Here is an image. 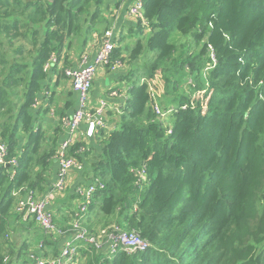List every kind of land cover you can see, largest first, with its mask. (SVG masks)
<instances>
[{
    "label": "trees",
    "instance_id": "trees-1",
    "mask_svg": "<svg viewBox=\"0 0 264 264\" xmlns=\"http://www.w3.org/2000/svg\"><path fill=\"white\" fill-rule=\"evenodd\" d=\"M104 4L0 0V142L5 161H17L13 176L0 166V264L19 252L9 230L10 219L21 218L12 213L16 200L45 192L58 152L60 129L49 137L33 128L43 66L54 54L64 75L70 51L109 29ZM144 19L135 25L134 49L120 37L112 54L122 65L143 52L151 57L129 70L114 127L97 132L101 151L86 174L104 188L81 228L107 229L116 219L118 232L108 234L136 236L146 248L78 243L71 264H264V0H144ZM25 55L29 61H21ZM182 83L189 95L164 128L155 107L168 111ZM66 212L58 229L72 231L65 223L76 212Z\"/></svg>",
    "mask_w": 264,
    "mask_h": 264
},
{
    "label": "crops",
    "instance_id": "crops-1",
    "mask_svg": "<svg viewBox=\"0 0 264 264\" xmlns=\"http://www.w3.org/2000/svg\"><path fill=\"white\" fill-rule=\"evenodd\" d=\"M132 2L133 0H128L125 3H122L119 0H105V4L103 5V10H105L103 15L111 21L109 28L112 29L114 33L116 43L120 37H124V42L126 43V39H131V37H129L131 31L133 30L134 32L136 30V22L128 15V7L129 4H132ZM126 31L127 35L124 36ZM100 38H102V34L95 33L93 34L91 40L88 39L86 48L84 47L82 51L79 48H75L74 53H72L73 51H70L72 57L69 59V65L66 68L77 67L82 56L81 54L84 51L88 50L91 54L90 56L93 57L97 47V42ZM121 65L122 64L118 60L114 61L111 59V62L107 66L98 71L91 91L90 106L92 108L96 107L100 100H106L109 105V111H107L108 115L105 121L107 129H112L114 127L113 121L119 118L120 115L118 113L121 110L127 96L126 91L128 90L129 83L127 82L126 76L129 72V67L127 68V63L122 66ZM132 67L133 66H131L130 69ZM60 68L61 66L55 68V65L52 64L49 71L46 72L47 78L42 82V91L37 97V106L34 109L35 121L33 122V128H35V130L40 127L41 130L46 132V135L49 137L52 136V132L56 128L60 129L61 136H59V143L66 135V126H64V121L70 118L76 107L75 95L71 91L68 80L63 73L60 72ZM169 122L170 119H164L162 125L164 126V124H169ZM86 131L87 125L82 124L74 135L73 142L70 147L71 149L75 143H82L83 146H81V148H83V150L81 152L78 150L73 151V153H71L70 150L68 151L69 156L75 159L81 166L80 170L72 169L70 171L67 177L65 190L61 193H57L49 203V209L54 213V223H56L55 226L57 228H60L56 222L59 220V213L60 216H68V212L66 211H69V209L70 211L74 209L75 212H77L83 201L82 197H79L78 191L88 190V187L91 184V181L87 179L88 174L86 173L90 172L92 169L91 163L94 162L93 152L101 151V146L99 144L101 138H99L97 134L94 137L89 138L86 136ZM20 139L25 140L24 142H26L25 137L22 135H20ZM56 173L57 163L56 160L53 159L51 163L50 177L47 179L46 190L42 194H37V196L46 194L51 190L55 181ZM57 209L61 212L58 213L56 211ZM12 213L15 214L14 211ZM14 217L15 216L10 219V224L13 229L20 230L17 235L22 238V241L18 246V254L14 257L12 263L10 264H23L29 259L30 254L39 253L40 244L44 247V257L49 258L50 261L56 259L59 260L57 262H50L49 264H71L72 261L78 257V249L75 250V255L72 261H70L68 257H64V254L62 253L66 249L64 247V239L45 236L38 225L35 224L32 217ZM65 221H69L68 217ZM71 223L72 219L69 223H65V226H70ZM23 233L24 235L21 236ZM66 238L70 242L69 238ZM45 243H48L47 247ZM55 246H57L59 251L56 257L52 254ZM78 246L81 247L83 245L78 244ZM45 253H48V255L46 256Z\"/></svg>",
    "mask_w": 264,
    "mask_h": 264
},
{
    "label": "built area",
    "instance_id": "built-area-1",
    "mask_svg": "<svg viewBox=\"0 0 264 264\" xmlns=\"http://www.w3.org/2000/svg\"><path fill=\"white\" fill-rule=\"evenodd\" d=\"M122 3L128 0H119ZM128 15L137 23L141 21L145 24L144 19V0H133L132 4H129ZM116 48V40L112 29H107L102 38L98 40L97 47L95 49L93 57L90 52L85 51L77 67L66 68L64 70V76L69 82L72 93L75 95L76 107L74 112L64 121L66 126V135L59 143L58 152L55 156L57 163V173L55 181L51 190L37 196L36 194L28 191L25 192L20 198L16 200L13 207V211L20 216H30L34 220L35 224L42 230L45 236L50 238H63L64 247L66 248L62 253L64 257H68L70 261L73 260L75 250L79 248L78 243H84L93 245L97 248H102L106 243L111 249H115L117 245H122L125 250L134 252L142 251L146 247L140 240L133 235H127L124 233L119 234H107V240L103 241L98 239V236L87 233L81 225L85 221L89 206L92 203L93 196L99 189H103L104 186L99 184L98 181L91 182L86 191H78L79 197H82V203L76 212V218L72 220V231H61L54 224V213L49 209V203L52 198L57 194L65 190L67 177L72 169L80 170L79 163L68 156V151L72 145L73 137L82 124L87 125L86 136L94 137L97 132L103 128H106V114L109 111V105L106 100H100L96 107L90 106L91 91L93 87L94 79L100 69L107 66L112 59V54ZM57 63L56 56L50 57L49 61L44 65V70L47 72L52 64ZM37 106V101H36ZM35 106V107H36ZM155 111L161 122L168 116L169 110L162 112L158 105L155 107ZM170 134V131H167ZM7 154V147L4 143L0 142V166H7L11 168V176L15 174L14 168L17 166V161L11 159L5 161ZM142 175V173H140ZM83 229V230H82ZM118 229L113 231L117 233ZM69 238L70 242L67 240ZM43 245H39L38 254H30L27 264H49L53 261H59L58 259L50 261L49 258L43 255ZM61 254V253H60ZM62 254V256H63Z\"/></svg>",
    "mask_w": 264,
    "mask_h": 264
},
{
    "label": "rangeland",
    "instance_id": "rangeland-1",
    "mask_svg": "<svg viewBox=\"0 0 264 264\" xmlns=\"http://www.w3.org/2000/svg\"><path fill=\"white\" fill-rule=\"evenodd\" d=\"M83 22H84V19H83ZM84 24V23H83ZM135 32L136 31H134V33H133V38H131L130 40L129 39H126V41L129 43L128 45H130V49L132 50V49H134V47H135V44H136V40H137V38L135 37ZM97 34V33H96ZM125 35H127V31L125 32V34H124V36ZM141 35H143V32H142V34ZM148 36V30H145V33H144V37H142L143 38V40H142V42L143 43H145V40H146V37ZM176 40V39H175ZM176 41H178V42H180V43H187L188 42V38L187 39H185V38H178ZM126 42V43H127ZM19 45H24V47L26 48V49H30V44H29V42L28 43H25L24 41H20V42H18L17 43V47L19 46ZM54 54H52L51 55V57L53 56ZM126 57H128V54H127V56ZM150 57H151V54L150 53H148V52H143V55H141L137 60H135V61H133V62H129V63H127V68L129 67V69L128 70H132V69H134L135 67L137 68V69H140V68H142V67H144V66H146V63L148 62V60L150 59ZM23 60H21V61H29V59H28V56L27 55H25L23 58H22ZM122 66V65H121ZM120 66V67H121ZM131 66H133L132 67V69H130V67ZM136 69V70H137ZM43 71L44 72H46L45 70H44V66H43ZM145 73L143 72V71H139V73L138 74H136V76H138V77H143V75H144ZM185 76H186V74H185ZM183 78H184V76H183ZM142 79V78H141ZM183 87L182 88H180V90H179V94H173V93H171V95H170V97H172L173 99H174V101H173V104H169L168 105V109L167 110H169V114H168V118L166 117L165 119H167V120H169L170 119V122H169V124L167 123V124H164V126H167V125H170L171 123H172V121H173V113H174V111H175V108H176V105H177V103H178V101H179V99H180V96L181 95H183V96H186V95H189L188 94V91H186V86H188V83H185V84H181ZM172 98H170V100L172 99ZM158 107H159V109L163 112L164 111V109H163V107L161 106V103L158 105ZM175 107V108H174ZM162 123V122H161ZM163 124V123H162ZM163 126V127H164ZM165 128V127H164ZM83 150V148H80L78 151H82ZM68 156H69V154H68ZM14 195L16 196V197H18V195H17V193H14ZM104 221V220H103ZM111 224H110V226L106 229V228H101V226H99V228H97L96 230H98L99 229V234L98 235H96V236H98V239H100V240H103V241H106L107 240V234H108V232H110V230H113V231H115V230H117L116 229V225H115V223H116V219H113L111 222H110ZM55 224V223H54ZM69 226V225H68ZM70 227V226H69ZM82 228H85V227H83L82 226ZM10 233H11V243H12V245H13V247L15 248V249H17V251H18V249H19V245H20V243H21V241H22V238L21 237H19L18 235H17V233H18V231H20V230H18V229H13L11 226H10ZM96 230H94V231H96ZM68 231V230H67ZM85 231L87 232V233H89V234H93L94 233V231H90V230H88L87 228H85ZM24 235V233L21 235V236H23ZM93 235H95V234H93ZM28 237V236H27ZM20 238H21V240H20ZM29 238V237H28ZM108 246V244H106V243H104L103 244V246H102V249L103 248H105V247H107ZM130 252V251H129ZM27 262H28V260L27 261H25L23 264H27Z\"/></svg>",
    "mask_w": 264,
    "mask_h": 264
}]
</instances>
